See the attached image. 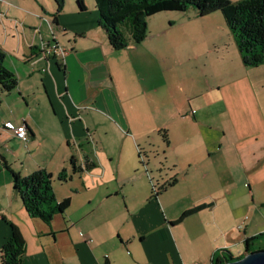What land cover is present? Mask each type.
Returning <instances> with one entry per match:
<instances>
[{"label": "crops", "instance_id": "0c3cea01", "mask_svg": "<svg viewBox=\"0 0 264 264\" xmlns=\"http://www.w3.org/2000/svg\"><path fill=\"white\" fill-rule=\"evenodd\" d=\"M84 2L66 0L55 19L54 0H0V47L19 79L0 93V251L7 218L25 237L24 264H216L243 255L246 239L264 232V63L244 65L215 14L190 56L202 70L189 107L174 97L160 116L155 97L169 95L142 86L140 43L115 50L95 1ZM52 42L69 49L64 58L43 54ZM7 120L25 122L30 139ZM5 162L23 175L50 171L57 199H71L66 212L50 223L31 217Z\"/></svg>", "mask_w": 264, "mask_h": 264}, {"label": "trees", "instance_id": "16d2710c", "mask_svg": "<svg viewBox=\"0 0 264 264\" xmlns=\"http://www.w3.org/2000/svg\"><path fill=\"white\" fill-rule=\"evenodd\" d=\"M57 19L66 0H54ZM99 13V25L103 27L115 50L125 48L130 41L139 43L148 36L146 17L160 11H185L190 6L197 9L198 16L222 12L226 24L233 34L246 66L264 63V0H94ZM81 9L86 8L84 0H78ZM6 52L0 47V93H9L19 83L16 73L4 61ZM74 170L76 159L71 157ZM11 174L15 191L20 195L28 214L50 223L58 213H65L70 206V197L58 200L53 188V174L46 168H38L28 175L12 169L4 163ZM86 167V166H85ZM91 165L88 166L90 168ZM61 180H67L65 169L59 173ZM204 205L185 211L177 220L194 213ZM10 233L5 238L0 251V264H24L26 240L18 225L5 218ZM264 232L246 239V252L235 257L232 253L226 260L243 257L250 251L264 249L261 239ZM218 263H223L218 260Z\"/></svg>", "mask_w": 264, "mask_h": 264}, {"label": "rangeland", "instance_id": "374dc122", "mask_svg": "<svg viewBox=\"0 0 264 264\" xmlns=\"http://www.w3.org/2000/svg\"><path fill=\"white\" fill-rule=\"evenodd\" d=\"M197 13V9L194 6H190L185 11L166 10L146 17L148 36L139 42L140 45L135 47V51L139 55L137 64L141 68L140 73H144L147 76V79H139L142 86H145L148 82L149 86L153 85L155 88L159 86L158 90L160 94L166 93L169 95L168 102L163 97L162 99L158 96L155 97V107L159 105L161 107L160 116L164 114L163 111L168 106H171V108L176 106L177 102L173 100L174 97L180 98L181 106L188 108L190 104L188 98L191 90L200 86L201 81L199 77L202 68L196 65L195 59H190V56L193 54V49L202 46L205 40L208 39L209 36L205 35L204 30L215 28L218 24L215 21L214 15H219L221 19L224 16L219 10L209 16L208 19L200 18ZM223 27L228 29V26L225 24H223ZM227 31L229 33V30ZM225 38L229 40L227 32ZM234 47L235 53H237V48L236 46ZM163 71L167 73L168 77L165 80V84L164 79H161L164 77ZM122 82L124 85H128L130 80L122 79ZM133 82L131 91L132 94H136L137 98L141 84L139 81L133 80ZM181 85L183 86V92L179 89ZM154 92L158 91L154 90ZM17 93L19 94L18 91ZM134 102L142 103L143 97L135 99ZM25 109L27 108L23 106L18 108L22 112H25ZM18 110L14 108L15 116L17 117L20 116ZM154 117L157 119L156 114ZM188 121L187 119L186 123H189ZM171 123H173V120ZM163 133H158L157 139L158 137L163 138ZM261 242L264 244V238L261 239Z\"/></svg>", "mask_w": 264, "mask_h": 264}, {"label": "built area", "instance_id": "2783aa9c", "mask_svg": "<svg viewBox=\"0 0 264 264\" xmlns=\"http://www.w3.org/2000/svg\"><path fill=\"white\" fill-rule=\"evenodd\" d=\"M41 51L43 52L44 55H53V56H60L64 58L66 54L68 53L69 49L63 45H61L58 42H52L49 44H44L41 47ZM5 127L10 129L13 134L18 137L19 139L23 141H28L30 139L28 128L25 124V122L22 123H16L11 120H7L4 123ZM193 264H214L212 261H198Z\"/></svg>", "mask_w": 264, "mask_h": 264}, {"label": "water", "instance_id": "95a60500", "mask_svg": "<svg viewBox=\"0 0 264 264\" xmlns=\"http://www.w3.org/2000/svg\"><path fill=\"white\" fill-rule=\"evenodd\" d=\"M216 264H264V249L250 251L241 258Z\"/></svg>", "mask_w": 264, "mask_h": 264}]
</instances>
